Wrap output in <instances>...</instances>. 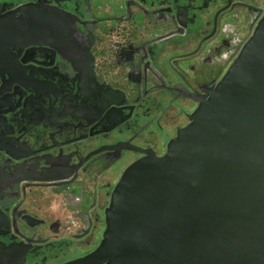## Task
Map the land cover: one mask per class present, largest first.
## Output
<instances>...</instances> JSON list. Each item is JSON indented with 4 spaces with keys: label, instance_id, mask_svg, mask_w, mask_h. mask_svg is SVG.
<instances>
[{
    "label": "flooded vegetation",
    "instance_id": "obj_1",
    "mask_svg": "<svg viewBox=\"0 0 264 264\" xmlns=\"http://www.w3.org/2000/svg\"><path fill=\"white\" fill-rule=\"evenodd\" d=\"M264 0H0V264L99 245L123 171L162 156Z\"/></svg>",
    "mask_w": 264,
    "mask_h": 264
},
{
    "label": "water",
    "instance_id": "obj_2",
    "mask_svg": "<svg viewBox=\"0 0 264 264\" xmlns=\"http://www.w3.org/2000/svg\"><path fill=\"white\" fill-rule=\"evenodd\" d=\"M166 152L122 173L68 264H264V15Z\"/></svg>",
    "mask_w": 264,
    "mask_h": 264
}]
</instances>
